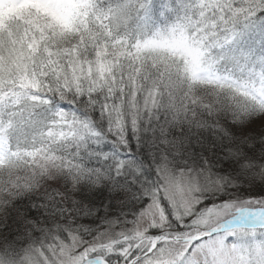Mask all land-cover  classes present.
Returning <instances> with one entry per match:
<instances>
[{
  "label": "snow or ice",
  "instance_id": "obj_1",
  "mask_svg": "<svg viewBox=\"0 0 264 264\" xmlns=\"http://www.w3.org/2000/svg\"><path fill=\"white\" fill-rule=\"evenodd\" d=\"M0 264H264V0H0Z\"/></svg>",
  "mask_w": 264,
  "mask_h": 264
}]
</instances>
